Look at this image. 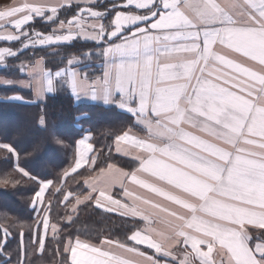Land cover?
<instances>
[{"label": "snow or ice", "instance_id": "obj_1", "mask_svg": "<svg viewBox=\"0 0 264 264\" xmlns=\"http://www.w3.org/2000/svg\"><path fill=\"white\" fill-rule=\"evenodd\" d=\"M97 3L23 0L0 11V41L9 45L0 47V64L30 48L93 42L54 73L40 59L31 67L21 63L17 71L28 74L27 83L4 78L0 86L19 84L46 98L59 84L77 101L134 118L114 143L138 166L130 172L112 163L101 167L84 178L86 193L63 185L78 169L96 164L90 135L77 141L74 166L59 182L31 174L18 163L16 147L0 142V152L16 158L15 171L38 185L31 199L33 252H45L50 230L61 264H264V0H117L103 11ZM65 8L73 14L60 19ZM36 17L59 23L50 33L30 30ZM91 60L99 61L95 78L84 63ZM9 182L22 180H0ZM117 186L123 199L113 195ZM52 187L63 194L67 223L80 205L91 204L125 224L130 218L133 229L123 241L103 236L99 246L79 237L63 241L51 222L52 202H45ZM13 226H0V251ZM19 255L18 264H25L23 231Z\"/></svg>", "mask_w": 264, "mask_h": 264}, {"label": "trees", "instance_id": "obj_2", "mask_svg": "<svg viewBox=\"0 0 264 264\" xmlns=\"http://www.w3.org/2000/svg\"><path fill=\"white\" fill-rule=\"evenodd\" d=\"M9 1L11 0H0V8L7 5ZM112 3L109 0H100L96 7L103 11ZM61 11L65 13L59 14L60 19L73 14L67 8ZM51 25L43 22L42 19H35L29 29L46 31ZM1 46L9 45L0 42ZM11 46L20 47L18 43ZM92 47V43L75 41L72 45L58 48L57 53H49L48 56L45 54L46 49L30 48L7 63L2 75L8 78L22 77L17 71L20 64H31L38 57L43 58L48 69L56 70L66 65L67 58L78 56ZM89 62L94 64L98 61ZM10 92H16V90L0 88V122L4 119L14 121L20 119L22 124L18 122L20 124L18 128L3 127L0 124V142L11 143L16 147L20 153L18 163L31 174L40 179L59 182L63 171L72 167L75 142L86 128L92 135L91 143L97 155L94 171L86 167L71 174L63 185L64 191L85 193L84 178L94 175L101 167L109 163L116 164L125 170H131L136 166L133 160L114 155L112 148L115 136L133 126L132 119L128 115L118 112L114 107L93 104L75 105L72 97L63 87H60L54 95L48 96L45 102L34 104L10 102L6 100ZM82 114L86 116L78 118ZM57 139L61 143L57 144ZM16 164L15 157L6 156L0 152V180L6 178L9 181L22 180V183L16 186H13L11 182L0 183V226L14 225L11 227L12 235L8 238L7 247L0 251V264H5L9 257L11 264H18L21 231L24 233V242L29 252V255L25 257V264H61L63 255L60 257L54 255L59 241L53 240L52 236L48 237L43 254L33 252L30 240L36 226V216L31 207V199L34 192L38 190V185L26 177H21L20 173L15 171ZM62 198L63 194L57 193L55 187L50 188L45 194V202L47 203L48 200L52 202L51 222L57 224L60 229L59 236L65 242L69 236L73 240L79 237L93 244L99 243L103 236H111L113 239L123 241L130 234L129 230L134 227L130 218L125 224V218L104 213L91 204L80 205L78 212L72 213L73 223L69 224L62 219L68 211L59 203ZM71 199L73 202L74 197ZM135 226L139 227L140 222L135 220ZM3 239V227H0V242H3ZM60 251L63 253L62 244Z\"/></svg>", "mask_w": 264, "mask_h": 264}, {"label": "crops", "instance_id": "obj_3", "mask_svg": "<svg viewBox=\"0 0 264 264\" xmlns=\"http://www.w3.org/2000/svg\"><path fill=\"white\" fill-rule=\"evenodd\" d=\"M98 1H100V0H98ZM109 1H112V2H115V1H117V0H109ZM23 2V0H11V1H9L8 2V4L7 5H5V6H3V7H1L0 8V11H5V10H8V9H10L13 5H16V4H19V3H22ZM70 17V16H69ZM35 19H42V20H44L45 22H47L45 19H43V18H40V17H36ZM34 19V20H35ZM33 20V21H34ZM33 21L30 23V25L28 26V27H30L31 25H32V23H33ZM0 42H2V43H7V42H4V41H0ZM82 42H85V41H82ZM87 43H92L93 44V42H87ZM1 47H4V46H1ZM13 59H15V58H13ZM37 59H40V60H42V66L45 68V70H48V71H52L53 73L57 70H51V69H48L47 67H46V65H45V61L43 60V58L42 57H38V58H35V60L31 63V64H27V65H29V67H31L34 63H35V61L37 60ZM84 63H86V64H88L89 65V67L86 69L88 72H89V75H90V77H92V78H95V75H97L98 74V69H97V65H98V63H99V61L98 62H95L94 64H92L91 62H89V61H84ZM7 65H5V64H0V70H3L5 67H6ZM82 66V65H81ZM63 67H67V65H64ZM60 68H62V67H60ZM21 75H22V77H13V78H11V79H16V80H19V79H23L26 83H27V81H28V74L27 73H20ZM4 78H8L7 76H4V75H2V74H0V79H4ZM61 86L59 85V84H56L55 85V88H56V91H55V93L56 92H58V90H59V88H60ZM0 88H10V89H14V90H16V91H18L17 93H23V94H28L29 95V100H24V98L20 95V94H18L19 96H21L22 97V99L21 100H19V101H17V100H14V99H12V97L13 96H11L10 98H8V100L9 101H12V102H17V103H27V104H29V103H31V104H34V103H43V102H45V99L48 97V96H51V95H53V94H46V98H39V97H37L36 95H35V92H34V90L32 89V88H30V87H21V86H19V84H17L16 86H14V87H9V86H0ZM69 94H70V90H68L67 88H66V86L65 87H63ZM14 96H16V95H14ZM70 96L72 97V99H73V101H74V104L75 105H82V104H93V105H100V106H104V105H102V104H100L99 102H93V101H90V100H80V101H77L76 99H75V97H73L71 94H70ZM104 107H108V106H104ZM116 109V108H115ZM118 112H120V113H124V114H126V115H128L131 119H132V123L134 124V118H132L131 116H130V114H128V113H126V112H123V111H121V110H119V109H116ZM86 116V114H82L81 116H79L78 118H82V117H85ZM127 130V129H126ZM125 131V130H124ZM137 131V134H142L141 132H140V130L139 129H137L136 130ZM90 135V137H91V139H92V135L89 133V129L88 128H86V129H84L83 130V132H82V134H81V136L76 140V142H75V152H76V143H77V141L79 140V139H81L84 135ZM91 139H90V142H91ZM113 153H114V155H116L117 157H122V158H124V159H130V160H133L130 156H125V155H122L121 153H117L116 152V145H115V143L113 142ZM89 155L90 156H92V155H95L96 157H97V155L93 152V153H89ZM74 160H75V155H74ZM133 162H135L136 163V166L135 167H137L138 166V163H139V161H134L133 160ZM108 165V164H107ZM107 165L106 166H104L103 168H107ZM116 167H119V166H117L116 164H114ZM72 166H74V162H73V165ZM88 168L89 169V166L88 165H85L84 167H82L81 169H83V168ZM93 167H94V165L92 166V169H93ZM134 167V168H135ZM120 168V167H119ZM134 168H132L131 170H125V169H123V168H121V169H123L124 171H132ZM81 169H78L77 171H79V170H81ZM89 170H91V169H89ZM99 171V170H98ZM72 174H74V173H72ZM84 187H85V189H86V192L88 191V189H87V187L84 185ZM38 191V190H37ZM113 195L116 197V198H120V199H123V197L121 196V192H122V190L117 186V187H114L113 188ZM85 192V193H86ZM46 194V193H45ZM73 203H74V201H73ZM101 210V209H100ZM112 214H115V213H112ZM34 215L36 216V214H35V212H34ZM137 221H139L140 222V226L139 227H143V221H140L139 219H136ZM35 229V228H34ZM52 236V233H51V231L49 230V233H48V237H51ZM82 240V239H81ZM74 241V240H73ZM83 241H85V240H83ZM86 242H88V241H86ZM90 243V242H89ZM129 244H131V242L129 241L128 242ZM93 244V243H92ZM95 245H98L99 246V243H97V244H95ZM106 247V246H105ZM137 247H139L142 251H145V252H147L148 254H150V255H155V253L152 251V250H150V249H147V248H145L143 245H138ZM161 259H164V258H161Z\"/></svg>", "mask_w": 264, "mask_h": 264}, {"label": "rangeland", "instance_id": "obj_4", "mask_svg": "<svg viewBox=\"0 0 264 264\" xmlns=\"http://www.w3.org/2000/svg\"><path fill=\"white\" fill-rule=\"evenodd\" d=\"M66 11V10H65ZM65 11H61L60 13H65ZM59 13V14H60ZM66 17H68V16H66ZM66 17H64V18H66ZM63 18V19H64ZM69 18V17H68ZM43 22H45L44 20H43ZM45 23H50V24H52L50 27H48V29L46 30V31H40V32H45V33H50L51 32V30H52V28L53 27H56L57 25H58V23L59 22H56L55 24H53V23H51V22H45ZM30 30H33V31H36L35 29H33V28H30ZM66 45H68V44H64V45H53V46H45V47H37V48H43V49H46V56H48L49 55V53H57V51H58V48H60V47H62V46H66ZM62 55V54H61ZM59 56V55H58ZM18 94H20L23 98H24V100H29V95L28 94H23V93H17V91L16 92H10V93H8V96H7V98H6V100H8V98H10L11 96H14V95H18ZM9 101V100H8ZM10 102H12V101H10ZM28 103V102H27ZM29 104H31V103H29ZM22 124V122L20 121V119L19 120H16V121H14V120H6V119H4V120H2L1 122H0V124H1V126H3V127H14V128H18L19 126H20V124ZM39 125V124H38Z\"/></svg>", "mask_w": 264, "mask_h": 264}]
</instances>
